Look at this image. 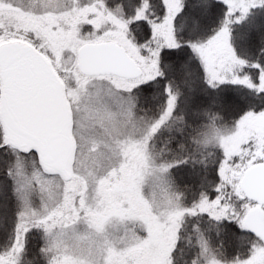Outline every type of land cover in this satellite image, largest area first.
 <instances>
[{
  "label": "snow or ice",
  "instance_id": "6c2138e0",
  "mask_svg": "<svg viewBox=\"0 0 264 264\" xmlns=\"http://www.w3.org/2000/svg\"><path fill=\"white\" fill-rule=\"evenodd\" d=\"M0 264H264V0H0Z\"/></svg>",
  "mask_w": 264,
  "mask_h": 264
}]
</instances>
